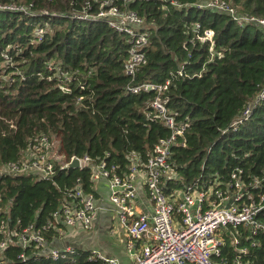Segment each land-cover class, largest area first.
Here are the masks:
<instances>
[{"label":"trees","instance_id":"trees-1","mask_svg":"<svg viewBox=\"0 0 264 264\" xmlns=\"http://www.w3.org/2000/svg\"><path fill=\"white\" fill-rule=\"evenodd\" d=\"M100 1L0 0L1 6L25 8L0 10V216L9 228L49 225L75 186L95 198L88 167L62 169L72 158L104 163L120 175L129 154L144 162L153 146L168 138L160 120L144 116L154 94L125 91L141 83L168 81L161 99L175 122L187 126L185 146L170 148L177 179L165 182L164 194L186 186L207 188L215 176L226 192L230 173L239 170L241 202L248 204L246 195L257 201L264 195V31L254 24L237 27L226 14L194 7L208 0L134 1L127 7L143 19L148 38L146 63L131 79L122 69L127 38L100 19L79 17L85 2L87 15H95ZM222 1L239 15L264 19V0ZM196 24L199 35L213 33L212 46L196 40ZM40 136L51 143L53 176L11 172L8 164L20 163ZM255 218L264 223V208ZM227 230L238 243L232 246L224 235L214 259L264 264V233L245 238L249 232L243 228ZM41 235L51 243L62 232ZM2 256L6 264H106L78 248L55 261L16 245Z\"/></svg>","mask_w":264,"mask_h":264},{"label":"built area","instance_id":"built-area-1","mask_svg":"<svg viewBox=\"0 0 264 264\" xmlns=\"http://www.w3.org/2000/svg\"><path fill=\"white\" fill-rule=\"evenodd\" d=\"M134 1L143 0H102L95 15H87L88 2H85L79 13L83 19L104 21L112 32L127 38L129 47L122 69L123 74L131 79L146 63L143 50L148 38L143 19L127 7ZM169 4L180 6L176 1H170ZM194 7L226 14L237 27L254 24L264 31V19L239 15L234 7L222 0L198 1ZM0 10L23 12L25 8L0 5ZM193 27L196 40L212 46L213 33L205 30L199 35V26L196 24ZM167 86L168 81L161 85L141 83L125 88L132 95L153 93L154 98L147 104L144 116L160 120L169 131L168 138L159 140L144 162H140L135 154H129L126 171L120 175H116L112 168L107 170L104 163L93 165L87 157L78 159V168L88 167L90 181L105 184L108 202L113 207L118 226L125 230L128 238L126 249L130 253V264H225L223 259L217 261L214 258H219L224 235L228 236L232 246L238 243L235 234L228 232V227L247 230L249 235L245 238H251L258 232L264 233V223L255 218L264 208V195H259L257 201L246 195L248 204L242 203L243 186L239 182V170L230 173L229 181L224 184L226 192L218 188L219 183L214 175L212 185L207 188L186 186L174 190L170 196L164 194L165 182L177 179L169 162L170 148L175 144L181 148L185 146L183 133L187 128L175 122L174 116L165 107V101L161 99ZM249 112L250 106H247L242 113L243 118ZM50 148L51 143L46 141V137L40 136L21 154L20 163L12 162L8 164V169L13 173L32 171L44 179H50L54 174ZM94 200L91 194L84 193L79 186L73 187L66 193L65 204L52 214L53 221L38 230H34L32 225L10 229L7 219L0 216V264H6L2 254L12 245L23 251L29 249L31 255L51 261L63 259L64 254H70L74 248L85 250L71 245L60 251L50 249V243L41 232L50 229L58 233L66 229L74 231L76 235L88 233L95 218ZM137 205L147 206L148 212L137 210ZM134 244L137 246L135 249ZM89 252L91 258L106 264H117L115 260L99 253ZM19 258L24 261L23 253ZM232 264L241 263L234 259Z\"/></svg>","mask_w":264,"mask_h":264},{"label":"crops","instance_id":"crops-1","mask_svg":"<svg viewBox=\"0 0 264 264\" xmlns=\"http://www.w3.org/2000/svg\"><path fill=\"white\" fill-rule=\"evenodd\" d=\"M95 189V218L92 229L77 235L72 230L62 231V235L50 243V249L63 250L66 246L77 243L81 248L115 260L117 264H130V253L126 249L128 238L125 230L118 226L113 207L108 202V191L102 182L94 185ZM137 210L148 212L147 206L137 205ZM76 239V240H73ZM136 244L133 245L135 249Z\"/></svg>","mask_w":264,"mask_h":264},{"label":"water","instance_id":"water-1","mask_svg":"<svg viewBox=\"0 0 264 264\" xmlns=\"http://www.w3.org/2000/svg\"><path fill=\"white\" fill-rule=\"evenodd\" d=\"M78 166V160L76 158H72L67 164L63 165L62 169H77Z\"/></svg>","mask_w":264,"mask_h":264},{"label":"rangeland","instance_id":"rangeland-1","mask_svg":"<svg viewBox=\"0 0 264 264\" xmlns=\"http://www.w3.org/2000/svg\"><path fill=\"white\" fill-rule=\"evenodd\" d=\"M77 236V235H76ZM76 240V239H73ZM74 247H79L80 245H77V243H71Z\"/></svg>","mask_w":264,"mask_h":264}]
</instances>
